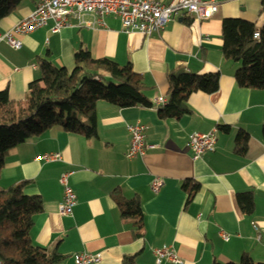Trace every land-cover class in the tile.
Here are the masks:
<instances>
[{"label": "crops", "instance_id": "obj_1", "mask_svg": "<svg viewBox=\"0 0 264 264\" xmlns=\"http://www.w3.org/2000/svg\"><path fill=\"white\" fill-rule=\"evenodd\" d=\"M168 3L170 0H159ZM218 9L208 19L178 15L150 35L125 32L119 18L105 17V26H70L53 33L52 21L31 33L15 36L18 49L0 42V90L14 102H24L28 85L40 77L39 62L50 61L71 71L74 53L89 51L93 58L107 57L119 65L130 63L144 85L151 106L118 107L104 100L96 104V135L86 137L54 126L12 148L4 157L0 186L27 181L26 194H38L42 210L33 217V244L63 255L60 264H75L74 255H98L91 264H122L132 255L137 264H157L153 249L172 246L180 263L238 262L248 253L264 263V243L257 241L253 223L264 237V89L237 84L240 62L222 54V20L242 18L261 24L260 0H216ZM36 0H21L0 20V32L10 28L35 7ZM75 21H73L74 24ZM218 72V88L197 91L186 101L188 111L161 117L154 100L168 99L170 73ZM145 125L144 154L125 157L130 142L128 125ZM217 128L213 151L194 158L189 136ZM240 131L248 134L243 153L235 151ZM59 152L61 160H35L37 155ZM69 173L76 194L71 215H60L63 199L59 179ZM164 177L157 192L150 184ZM197 185L191 194L185 182ZM250 192L253 209L242 210L240 193ZM137 198L142 229L135 235L136 218L123 219L116 197ZM229 235L228 240L220 233Z\"/></svg>", "mask_w": 264, "mask_h": 264}, {"label": "trees", "instance_id": "obj_2", "mask_svg": "<svg viewBox=\"0 0 264 264\" xmlns=\"http://www.w3.org/2000/svg\"><path fill=\"white\" fill-rule=\"evenodd\" d=\"M21 0H0V20L8 16ZM260 13L264 14V0H260ZM258 30V37L254 32ZM222 54L240 62L234 77L238 85L264 89V20L259 25L242 18L222 20ZM75 67L68 71L50 61L39 62L40 77L28 85L24 102L14 103L7 89L0 90V175L5 155L28 138L41 135L54 126L86 137L96 135V104L104 100L118 107L151 106L143 93L141 77L131 64L119 65L107 57L93 58L88 50L80 48L74 53ZM218 72L203 74L182 71L170 73L166 104L158 107L161 117L180 116L187 112L190 94L217 90ZM264 136V128H263ZM248 134L240 131L235 138V151L243 153ZM27 181L0 186V264H60L63 255L56 249L48 250L33 244L30 230L34 215L42 210L38 194H26ZM188 193L197 185L185 182ZM238 202L242 210L250 213L253 199L250 192L240 193ZM120 215L136 218L135 235L142 229V211L135 197H116ZM122 264H137L132 255L124 256ZM212 264H264L256 263L248 253L238 262Z\"/></svg>", "mask_w": 264, "mask_h": 264}, {"label": "built area", "instance_id": "obj_3", "mask_svg": "<svg viewBox=\"0 0 264 264\" xmlns=\"http://www.w3.org/2000/svg\"><path fill=\"white\" fill-rule=\"evenodd\" d=\"M218 9L216 0H170L162 3L159 0H36L35 7L22 19L15 22L7 30L0 32V42H6L11 47L18 49L21 41L15 36H21L44 27L52 21L50 30L55 33L64 27H102L105 26V17L119 18L121 27L125 32L138 31L143 35H150L164 28L165 24L178 15L193 16L198 20L212 17ZM73 21L74 24H73ZM258 37V30L254 32ZM164 96H158L154 102L163 106L167 102ZM128 130L131 138L125 157L133 158L144 154L153 144H145V125L136 121L129 124ZM217 140V128L213 127L208 132H194L189 136V148L193 157L213 151ZM35 160L45 162L61 160L59 152H47L35 157ZM69 173H63L59 179L63 185V199L58 206L60 215H71L76 204V194L68 184ZM164 182V177L157 176L151 181L150 187L157 192ZM255 238L264 243V237L258 225L253 223ZM220 236L228 240L229 235L221 232ZM156 263L163 261L180 263L181 260L172 246H161L153 249ZM99 261L98 255L86 252L74 255L75 264H91Z\"/></svg>", "mask_w": 264, "mask_h": 264}]
</instances>
